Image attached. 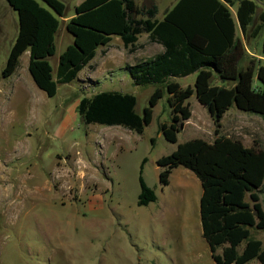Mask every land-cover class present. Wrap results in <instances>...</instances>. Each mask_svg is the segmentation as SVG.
Wrapping results in <instances>:
<instances>
[{
    "label": "rangeland",
    "instance_id": "1",
    "mask_svg": "<svg viewBox=\"0 0 264 264\" xmlns=\"http://www.w3.org/2000/svg\"><path fill=\"white\" fill-rule=\"evenodd\" d=\"M61 1L68 16L74 13V0ZM175 1L156 0L157 18L162 19ZM8 4L0 0L5 26L0 33V264H215L202 236L200 181L179 167L170 184L163 186L162 168L157 165L179 143L194 138L214 141L215 125L207 109L195 95L188 100L193 115L177 143L168 142L161 131L172 119L168 92L143 134L121 126L83 123L78 107L84 97L107 91L133 94L136 113L142 116L155 87L133 83L127 65L134 55L124 53L117 38L109 59L99 49L94 66L72 83L59 85L53 97L31 77L28 53L18 69L19 83L16 75L4 78L19 33L18 13L7 9ZM231 9L235 15L236 6ZM262 13L264 6L259 5L257 25ZM65 24L64 20L60 24L56 53L49 58L54 78L60 55L73 44ZM243 40L254 58L255 51H262V37ZM196 77L179 81L194 85ZM230 112L222 121V134L264 149L262 117L235 106ZM144 159L143 177L157 201L139 206ZM186 172L191 178L182 174ZM261 203L264 209V192ZM253 236L264 243V231L254 230Z\"/></svg>",
    "mask_w": 264,
    "mask_h": 264
},
{
    "label": "trees",
    "instance_id": "2",
    "mask_svg": "<svg viewBox=\"0 0 264 264\" xmlns=\"http://www.w3.org/2000/svg\"><path fill=\"white\" fill-rule=\"evenodd\" d=\"M7 1L18 13L19 33L2 76H13L21 57L29 51L30 75L49 97L57 94L59 85L77 80L98 49L114 36L121 37L130 51L142 33L164 46L163 53L127 65L135 85L155 87L142 116L136 113L135 95L107 91L81 100V121L143 134L153 120L154 108L168 92L172 119L161 131L168 142L177 143L185 122L192 117L188 100L195 95L213 119L216 138L212 142L190 139L159 158L160 182L169 185L179 167L199 179L202 236L215 264H264V243L253 236L254 230L264 231V149L247 147L240 139L222 134L223 118L234 106L264 120V66L247 53L244 41L237 36L238 25L244 39L262 37L264 57L263 13L261 23L256 24L264 0H179L163 21L155 19V3L140 8L135 0H84L66 25L73 44L60 55L56 78L49 58L56 53L60 18L66 17L67 5L61 0ZM235 6L237 21L231 10ZM195 73L194 86L182 88L172 81ZM215 78L220 84L214 83ZM146 162L144 159L139 177V206L157 201L143 177Z\"/></svg>",
    "mask_w": 264,
    "mask_h": 264
},
{
    "label": "crops",
    "instance_id": "3",
    "mask_svg": "<svg viewBox=\"0 0 264 264\" xmlns=\"http://www.w3.org/2000/svg\"><path fill=\"white\" fill-rule=\"evenodd\" d=\"M5 1V3H8V1L7 0H4ZM84 0H74V5H73V8H74V13H72V14H70L69 16L68 15H66V17H62V18H60V20H61V22H63V20L65 21V25H67V23L69 22V20L72 18V17H74V15H75V7L76 6H78L79 4H81L82 2H83ZM136 1V4H137V6L138 7H140V8H142V7H144V6H146V7H150L151 6V3L152 2H155V4L157 5V3H156V0H135ZM146 1H148V5L146 4ZM179 0H176L175 1V3H173L166 11H165V13H164V16H163V18L162 19H158L157 18V16H158V13H159V9H158V13H157V15H156V17H155V19H157L158 21H163L164 19H165V16H166V14L168 13V11L169 10H171L175 5H176V3L178 2ZM150 4V5H149ZM9 5V4H8ZM158 7V6H157ZM12 7L10 6H7V9H11ZM232 10V9H231ZM232 14H233V17H234V19L237 21V18H236V14L234 15V13L232 12ZM4 17V16H3ZM1 22H3V24L1 23ZM5 26H4V19H2L1 18V16H0V33L2 32V31H4L5 29ZM238 29H240L239 28V26L237 25V36L238 37H240L242 40H243V35H242V32H241V36H240V34H239V30ZM241 31V30H240ZM59 32V31H58ZM57 35H58V33H57ZM114 38H117V39H120L121 41H122V43H123V40H122V38L121 37H118V36H114L113 38H112V40L106 45V46H102V47H100L99 49H104V51H105V54H107V56H106V60L107 59H109V56L111 55V52L113 51V45L111 44L112 43V41H113V39ZM119 40V41H120ZM244 41V40H243ZM120 43V42H119ZM121 44V43H120ZM123 45H124V43H123ZM124 48H122V51L125 53V50L127 51H130L128 48H126L125 46H123ZM98 49V50H99ZM100 50V51H101ZM165 51V48H164V46L162 45V44H160V43H158V42H155V41H152L151 39H150V34H148V33H142L141 35H139V37H138V41L136 42V44H135V47H134V50L132 51V53H133V55L134 56H132L131 58H128L127 57V55H126V57L129 59V61H128V64L129 65H131V63H135V62H140V61H146V60H149V59H151V58H153V57H155L156 55H158V54H161V53H163ZM248 52L249 53H251V51L249 50V48H248ZM29 54V61H30V53H29V51H27V52H25L24 54H23V56H25L26 54ZM98 54H99V52L97 51V55H96V57L94 58V60L90 63V65L89 66H94V61H96V59L98 58ZM252 54V53H251ZM254 54H255V59L257 60V62L259 63V65H262V63L264 62V57L262 56V53L261 52H258V51H255L254 52ZM22 56V57H23ZM22 57H21V59H22ZM105 60V61H106ZM20 64H21V61H20ZM132 65H134V64H132ZM89 66H87V67H89ZM263 66V65H262ZM87 67H85L83 70L85 71V69L87 68ZM19 69V68H18ZM82 70V71H83ZM91 70H94V69H92L91 68ZM81 71V72H82ZM81 72H80V74H81ZM79 74V75H80ZM92 74H95V72L94 73H92ZM195 74H197V73H195ZM14 75H16L15 76V78H16V80L18 81V83H19V81L21 80V75H20V73L18 72V70L16 71V73L14 74ZM192 75H194V74H192ZM192 75H189V76H186V77H180V78H172V81H175V82H178L179 84H180V79L181 78H188V77H190V76H192ZM214 83L215 84H220V82H219V80L218 79H214ZM195 84V83H194ZM181 85V84H180ZM188 86H194V85H192V83H190L189 85H187V83H186V85H181V87L182 88H186V87H188ZM236 107V106H235ZM233 108V107H232ZM231 108V109H232ZM237 108V107H236ZM230 109V110H231ZM238 109V108H237ZM230 110L225 114V116H224V118H223V120L225 119V117L228 115V113H231L230 112ZM238 111H240L239 109H238ZM193 115V114H192ZM258 117H260V116H258ZM190 171V170H189ZM191 172V171H190ZM174 173V172H173ZM172 173V174H173ZM191 173H193V172H191ZM184 176H190L191 174H189V172H186L185 174L184 173H182ZM194 174V173H193ZM190 178H191V176H190ZM199 180V179H198ZM201 184V183H200ZM196 187H198V184H197V186ZM201 195H202V186H201Z\"/></svg>",
    "mask_w": 264,
    "mask_h": 264
}]
</instances>
